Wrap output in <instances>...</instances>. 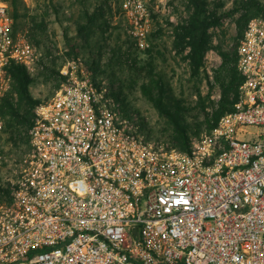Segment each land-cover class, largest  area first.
Here are the masks:
<instances>
[{
  "label": "built area",
  "instance_id": "obj_1",
  "mask_svg": "<svg viewBox=\"0 0 264 264\" xmlns=\"http://www.w3.org/2000/svg\"><path fill=\"white\" fill-rule=\"evenodd\" d=\"M10 1L0 0V104L10 66L32 74L37 59ZM150 1L111 0L130 50L147 47ZM237 70L233 111L180 151L83 61L66 62L0 184V264H264V11L247 22ZM1 130L0 119V165Z\"/></svg>",
  "mask_w": 264,
  "mask_h": 264
},
{
  "label": "rangeland",
  "instance_id": "obj_2",
  "mask_svg": "<svg viewBox=\"0 0 264 264\" xmlns=\"http://www.w3.org/2000/svg\"><path fill=\"white\" fill-rule=\"evenodd\" d=\"M23 1L29 16H40L44 12L49 14L44 19L45 33L39 34L40 37L37 36L38 33L31 34L27 30L28 27L32 28L31 23H27L28 27L25 30L17 28L15 31L19 39L25 40L36 51L34 72L32 74L27 72L35 80L29 88L33 100L39 104L46 103L61 88V80L57 75L49 76L44 63L47 62L49 67H53L58 72L66 62L74 60L66 55L70 51V46L74 45L79 49L77 59L83 61L96 78L104 80L107 87H110V92L124 97L133 109L138 111L145 125L150 129L152 137L177 148L178 146L175 145L177 134L174 127L142 95L140 91L142 79L136 80L135 61L145 63L149 61L148 55H150L169 84V89L157 92L162 95L166 109L175 114H178L179 109L183 110L184 114L180 111L179 113L183 115L182 125L186 128L189 137L188 146L192 140L199 141L204 136L210 135L214 127L210 128L207 120L212 123L214 113L219 109L223 81V74L220 71L221 57L218 51L228 52L237 43L236 20L240 12H235L234 7L238 0H208L209 3H222L217 13L223 15V18L218 25L207 30L209 49L196 75L193 74L188 59L190 48L175 46L176 30L187 25L192 13L189 0L150 1L151 21L146 40L147 47L143 50H130L124 46L128 45L130 40L124 35L121 15L117 8H113L111 0L109 1L111 10L105 9V20L109 26L103 28L104 31H102V21L100 23L96 18L92 24H86L87 18L83 17V14L92 15L97 12L94 8L86 11L79 4L68 6L63 1L64 9L70 13L69 18H64L54 15L51 5L47 3L49 0H38L36 4V0ZM53 2L56 3L55 0ZM261 2L264 4V0ZM44 4L49 7L46 8ZM90 4L97 6L94 1ZM209 10H213V7ZM78 14L80 19L77 18ZM40 20L41 18L38 17V22ZM79 26L85 27L82 34L78 32ZM48 52H51L50 56ZM9 94L16 99V95L12 92L11 77L10 87L5 96ZM232 98L233 94H230L229 100ZM33 118L34 112L31 122ZM3 138L4 136L1 137L3 163L0 165V184L4 183L2 179L8 176L9 166L13 160L22 157L28 150L26 141L22 140L16 147L3 144Z\"/></svg>",
  "mask_w": 264,
  "mask_h": 264
},
{
  "label": "trees",
  "instance_id": "obj_3",
  "mask_svg": "<svg viewBox=\"0 0 264 264\" xmlns=\"http://www.w3.org/2000/svg\"><path fill=\"white\" fill-rule=\"evenodd\" d=\"M55 1L56 3H54L53 0L47 1L48 5H51L52 11H54V15L56 17L69 18L70 13L66 12L62 1ZM91 1L96 2L97 6L95 7V5L90 4ZM261 1L262 0H238L235 3V12H240V16L236 20L237 43L235 47L228 52L218 51L221 57L220 71L223 74V81L221 83L219 109L214 113L212 123L207 120L210 128L216 125L222 115L233 111L234 105L237 102L238 91L243 82V77L237 70V46L239 40L243 37L248 20L252 17L258 16L264 11V4ZM36 3H38V0L35 1V4ZM75 4L81 5V7H83L86 11L94 8L96 9L95 11L102 12L100 14L94 12L89 16L86 13L83 14V17L87 18L86 24H92L95 22L96 18L99 22L102 21V31H104L103 28H107L109 26L105 20V9L107 10V8L109 9L110 7L109 0H102V2L101 0H75L74 2L69 3L68 6ZM48 5H45V7L48 8ZM189 5L192 9L191 16L186 26L179 27V29L176 30L177 41L175 46L190 48L188 59L191 62L190 64L194 71L193 74L196 75L200 68V63L209 49V37L207 35V30L212 26L218 25L223 18V15H218L217 13L218 8L222 7V3H209L208 0H189ZM210 7H213V10L210 11ZM10 8L14 31H16L17 28L25 30L28 27L27 23H31L32 28H27L31 34L38 33L37 36L40 37L39 34L45 33L44 19L47 18L49 14L44 12L40 16H29L26 13L27 8L23 0H11ZM110 10L111 8L109 11ZM38 17L41 18L39 22ZM77 18L80 19V14H78ZM84 28L85 27L83 26H79V34L83 33ZM78 52V47L72 45L70 46V51L66 53V55L75 60L79 55ZM50 54L51 52H48V56H50ZM148 56L150 59L145 63L135 61L136 65L134 67V73L137 76L136 80L142 79L140 91L145 99L153 104L158 111L170 121L177 134V137L175 138L177 142L174 144L178 146L176 147L179 150L186 151L189 143V137L187 135L186 128L182 125L184 123V119L182 117V114H184L183 110L179 109L182 114L179 113V111L178 114H175L174 112L166 109L165 104L162 101L164 100L162 95H159L157 92L162 89H169V84L164 79L162 72L158 70V66L155 64L153 58L150 57V55ZM53 63L55 64V61H53ZM44 67L49 76H58V72L55 71L53 67H49L47 62L44 63ZM8 72L12 79V92L16 95V99H13L10 94L2 98L0 104V119L2 122L1 134L4 136L3 144L17 147L22 140L28 143L26 130L31 126L32 115L35 107L39 105V102L33 100L29 92V88L35 83V80L33 77L29 76L22 66L12 64ZM58 79L60 80L59 76ZM230 94H233L232 100H229ZM115 96L117 99H120V95L118 96V94H116ZM121 98L123 99L124 97ZM122 101L127 102L125 98ZM146 129L150 134V129ZM0 190L7 194L1 186Z\"/></svg>",
  "mask_w": 264,
  "mask_h": 264
}]
</instances>
